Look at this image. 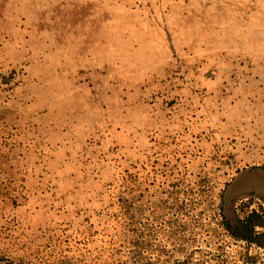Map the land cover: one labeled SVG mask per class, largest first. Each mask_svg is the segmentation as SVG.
<instances>
[{
	"label": "rangeland",
	"instance_id": "rangeland-1",
	"mask_svg": "<svg viewBox=\"0 0 264 264\" xmlns=\"http://www.w3.org/2000/svg\"><path fill=\"white\" fill-rule=\"evenodd\" d=\"M147 238L264 264V0H0V264H149Z\"/></svg>",
	"mask_w": 264,
	"mask_h": 264
},
{
	"label": "trees",
	"instance_id": "trees-1",
	"mask_svg": "<svg viewBox=\"0 0 264 264\" xmlns=\"http://www.w3.org/2000/svg\"><path fill=\"white\" fill-rule=\"evenodd\" d=\"M129 189L130 188H128L127 190H129ZM127 201H129V200L128 199L125 200V198H122L121 199V202L122 203H124V202L127 203ZM191 202L192 201H190L189 204H187V205H186V201L184 202V205H186L187 219L188 220H191V219L192 220L193 219L196 220V217L194 218V217H191L192 215H190V213L192 212V209L190 207ZM130 207H131V205H130ZM124 208L126 209V206H124ZM129 220H130V222H132L131 218ZM147 221H148V218H147ZM242 222H243V225L247 226L248 228H249L250 225L252 226V224L254 226H256V224H254L253 220L251 221V219H248V220L242 221ZM219 225L222 228L224 227V230L226 232H230V233H232L234 235V233L232 232V229H231L230 225L228 224V222L226 221L225 218H223V220H221V222H220ZM145 227L147 228V223L145 224ZM146 235L148 237L149 233H146ZM192 235L191 236H189V235L188 236H184L182 238V244H181V246H193V245H195L197 243V241H198V234L194 235V237ZM209 235L210 234H208V236ZM237 237L240 238V239H243V240H249V238L248 237H245V236H240L239 235ZM214 238H216V236L210 235L208 239L214 240ZM143 241L144 242L140 243V248L141 249H138L137 248V246L139 245V243H135V244L131 245V247H133V250L131 251L133 253V260H134L135 263H139V261H143L144 263H146V262L148 263L149 262V264H150L151 259H150V247H149L150 244H149V238L144 239ZM175 252H176V250H174V249L167 252V254L170 255L169 256V260H168L169 262H170L172 256L175 254ZM189 254H190L189 252L186 253V255H189ZM207 257H209V255H207ZM193 259H194V257H191L190 259H187V260H190L189 262H191Z\"/></svg>",
	"mask_w": 264,
	"mask_h": 264
}]
</instances>
